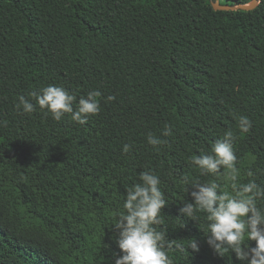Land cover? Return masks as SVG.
Listing matches in <instances>:
<instances>
[{
  "label": "trees",
  "instance_id": "16d2710c",
  "mask_svg": "<svg viewBox=\"0 0 264 264\" xmlns=\"http://www.w3.org/2000/svg\"><path fill=\"white\" fill-rule=\"evenodd\" d=\"M210 1L0 0V264H113L117 213L148 170L167 203L154 227L172 264H241L209 247L205 214L179 212L192 201L184 177L231 192L227 169L201 175L191 164L229 129L238 182L264 187V0L250 11ZM47 85L77 101L100 91L99 113L80 124L16 110ZM240 116L252 121L246 134ZM149 132L166 141L159 150Z\"/></svg>",
  "mask_w": 264,
  "mask_h": 264
},
{
  "label": "clouds",
  "instance_id": "9594fccd",
  "mask_svg": "<svg viewBox=\"0 0 264 264\" xmlns=\"http://www.w3.org/2000/svg\"><path fill=\"white\" fill-rule=\"evenodd\" d=\"M99 97L101 92L92 90L77 101V97L63 86L47 85L39 92H30L28 98L19 96L15 107L20 113L31 114L38 106L56 121L71 114L72 121L85 124L89 115L99 113ZM112 99L114 97H107L109 101ZM6 123L0 120V124L6 126ZM251 127L252 121L248 117L238 118L239 132L246 134ZM162 135H172L171 127L166 125ZM235 139L229 129L224 132L222 141L212 145L210 153L191 157V164L201 175H217L221 168L227 169L228 179L232 182L231 192L221 191V186L214 181L200 183L184 177V184L193 189L190 193L192 201L185 202L179 212L193 220L198 219L199 213L205 214L206 242L218 255L230 252L241 264H264V207L258 206V201L264 200V187L255 179L238 182L237 157L232 143ZM147 143L159 150L158 146L166 141L149 132ZM132 147L124 144L122 151L128 153ZM247 175L254 177V172L249 170ZM139 180L127 188L122 204L124 211L116 216L113 230L119 252L112 253L113 264H172L165 251L169 246L166 235L154 227L160 223L161 210L167 204L160 177L148 170L139 174ZM188 247L199 251L196 240H191Z\"/></svg>",
  "mask_w": 264,
  "mask_h": 264
},
{
  "label": "water",
  "instance_id": "95a60500",
  "mask_svg": "<svg viewBox=\"0 0 264 264\" xmlns=\"http://www.w3.org/2000/svg\"><path fill=\"white\" fill-rule=\"evenodd\" d=\"M210 3L215 11H250L258 5L257 0H251L249 3L242 5L221 4L220 0H211Z\"/></svg>",
  "mask_w": 264,
  "mask_h": 264
}]
</instances>
